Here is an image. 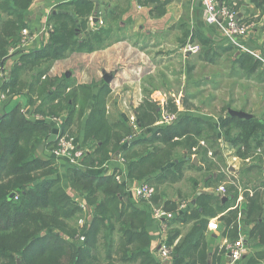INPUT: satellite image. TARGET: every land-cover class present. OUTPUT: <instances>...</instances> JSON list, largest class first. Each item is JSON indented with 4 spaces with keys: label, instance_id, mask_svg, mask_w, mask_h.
Returning a JSON list of instances; mask_svg holds the SVG:
<instances>
[{
    "label": "crops",
    "instance_id": "crops-1",
    "mask_svg": "<svg viewBox=\"0 0 264 264\" xmlns=\"http://www.w3.org/2000/svg\"><path fill=\"white\" fill-rule=\"evenodd\" d=\"M71 1L78 0H33L32 6L24 11L23 15L29 29L37 32L39 37L27 50L15 48L13 57L8 56L10 58L6 61L9 62L10 69L12 68V71L9 70V77L13 70H16L17 87L24 91L19 95L13 93L8 107L4 105L1 108L0 116L18 110L29 121L43 123L49 127L48 137L36 150L39 158L46 159L48 149H55L59 138L69 135L68 132L75 126L76 119L79 126L76 134L77 144H83L88 129V118L94 109L102 106V110H106L105 123L112 130L109 149L113 145L114 134H119L116 132L121 130V126L125 129L124 132L130 131L123 136L125 138L121 143L122 149L137 141L153 138L160 128L165 127L161 124V113L173 106L177 111L179 109V121L184 117L199 118L216 125L219 130L220 124L228 116L241 120L254 117L264 120V66L251 55L227 42L217 27L205 23V11L199 0H92L94 8L89 14L87 26L90 32L99 33L98 40L91 42L93 50L87 51L88 47L77 51L69 50L63 59L50 62L51 65L46 61L33 67L31 60L41 57L40 54L47 44L48 36L44 29L52 24L51 13L60 4ZM220 2L223 7L226 3H234L235 19L251 26L249 36L245 40L247 47L262 55L264 12L258 9L252 0ZM2 8L0 4V45L6 41L5 24L12 19ZM185 32L189 34L188 38L184 36ZM82 40L84 37L78 36V41ZM188 46H199V52L188 51ZM22 57L29 61L23 59L19 63ZM78 59L79 66L71 72L64 71ZM61 75L62 78L58 79ZM73 78L77 83L72 82ZM46 85L47 92L40 95V89ZM58 85L64 86L61 96L57 94ZM74 91L79 93L76 98L71 97ZM75 100L77 112L72 122L67 125L70 108L74 106ZM148 104L153 105L161 114V119L154 126L142 125L140 122L139 117L148 110ZM84 107L82 119L79 112ZM52 108L57 109L51 111ZM232 113L243 116L238 117ZM65 125L66 132L63 130ZM218 134L217 148L221 152L219 158L225 164L226 177L232 176L240 188L243 183L251 187L249 185L255 184L256 181L249 179L246 172L254 163L250 160L245 163L239 159L234 147L224 140L220 132ZM100 136L104 138V135ZM89 141L90 145L98 143L95 136H90ZM133 144L129 151L128 147L125 148L124 155H133L130 162H138L142 157L138 154L145 151L146 146ZM199 146L207 147V144L202 140ZM164 147L166 146L160 142L153 145L147 143L148 152ZM122 149L113 154V158L106 165L91 168L88 173L106 177L117 174L120 177L118 182L123 184L125 189L127 186H139L143 183L138 182L148 180L154 189L153 204L156 207L163 205L164 209L174 207V204L176 206L179 200L197 204L200 198V205L204 203L201 196L217 197V190L222 185H214L219 172L206 173L201 164V156L190 153L186 146L174 147L171 163L143 179L129 178L128 163L123 157ZM66 159L59 165V177L68 195L74 196L76 192L72 190L67 179V170L74 166L73 162L69 163ZM79 168L82 166L79 165ZM262 175L264 179V166ZM57 178L58 176L53 177ZM207 183L212 185L207 186ZM241 196L237 202H233V196L225 197L226 201L222 200V196L217 197L221 205L216 204V201H211L205 209L197 205L198 208L188 213L190 215L181 218V222L175 227L181 234L174 245L181 242L196 226L202 228L201 235L195 236V239L199 236L201 238L198 254L194 253L195 256L189 263L197 259L201 249H205L209 255L208 264H213L212 257L215 254L214 264H228V256H224L225 242H229L233 228H227L225 221L237 203L238 209L242 207ZM220 207L227 210L221 211ZM137 208L143 210L142 205ZM174 212L169 211L171 220L180 215L177 212L175 215ZM239 219V236L245 237L241 230L242 217ZM161 228L148 216L147 231L151 236L153 249L159 250L161 245L167 246L171 228L168 227L166 231ZM246 245L248 252L240 264H248V258L253 260V264H256L254 261L257 259L261 260L259 264H264V247ZM191 250L196 251L193 247ZM155 259L162 264L172 263L171 258L159 260V252L155 254Z\"/></svg>",
    "mask_w": 264,
    "mask_h": 264
},
{
    "label": "trees",
    "instance_id": "trees-1",
    "mask_svg": "<svg viewBox=\"0 0 264 264\" xmlns=\"http://www.w3.org/2000/svg\"><path fill=\"white\" fill-rule=\"evenodd\" d=\"M252 2L264 12V0H252ZM0 4L12 18L5 24L6 41L0 45V53L4 55V50L8 47L18 46L22 30L29 28L23 12L32 6L33 0H0ZM93 5L92 0L60 4L51 13L54 31L50 33L47 44L40 54L41 57H34L30 64L36 67L42 62L59 61L63 59L66 51L83 50L89 46V43L94 42V39L98 40L99 33L90 32V41L85 39L78 41L82 27L87 29ZM224 8L233 13L236 11L234 3H226ZM184 36L188 38L189 34L185 32ZM78 45L79 48H76ZM91 50L93 49L90 47L87 51ZM262 56L264 57V52ZM13 71L0 91H6L9 87L11 93L23 94L17 87L16 70ZM47 89V85L42 87L39 94L43 95ZM61 89H64V86L58 85L57 94L59 96L63 94ZM76 94L79 93L72 92L71 97L76 98ZM76 105L77 100L70 108L67 125L72 122L77 112ZM102 109L101 107L94 109L88 118L85 141L79 145L82 149H86L88 154L81 162L82 168L72 167L67 170L71 188L80 198H85L92 208V221L84 232V243L79 246L67 241L64 235L74 236L77 233L70 224L74 223L78 215L82 213L80 202L78 204L74 197H70L63 187L56 161L52 158L42 159L36 155L37 148L48 137L49 127L43 123L29 121L18 110L0 116V264H162L155 259V254L159 250L151 248L152 241L147 231L148 216L153 220L151 210L156 208L153 204L154 189L149 185V181L138 182L147 184L153 189L150 202L139 201L143 205L146 204L143 211L137 208L141 204L135 203L134 201L137 200H133L124 185L116 180L117 174L106 177L88 173L91 168L106 165L113 158L112 155L122 149L121 143L125 138L114 134L113 145L110 149L108 148L112 130L105 123V111ZM170 109L172 113L177 112L174 106ZM84 110L85 107L80 110V118L84 116ZM148 110L139 117L140 122L142 125L154 126L161 114L153 105L148 104ZM66 128L65 125L64 132ZM219 132L224 140L234 147L239 159L245 163L248 160L254 163L246 175L249 179L256 181L254 186H243L246 200L240 209L237 208L230 212L225 225L227 228L234 225L231 237H237L239 225L237 220L238 215L241 214V221L247 228L243 231L248 239L246 243L255 248H263L264 192L262 193L261 189H264L262 178L264 152L259 153V151L264 149V122L256 117L241 120L228 116L220 124V130L210 122L192 117H184L177 123L160 128L150 140L135 142L136 145L146 146V150L138 154L142 155L138 162H130L133 155H128V153L124 155L125 148L128 147L127 151H129L133 143L122 149L123 157L128 163V176L130 179H143L157 173L171 163L174 147L186 146L190 153L201 156V164L206 173L219 172L214 185L232 183L226 188L227 197L231 196L230 192H233V202H237L240 196L239 188H236L237 181L226 177L225 164L219 158L221 155L217 148ZM129 133L130 131L127 132ZM100 135H104V138ZM90 136H95L98 143L90 145ZM202 140L207 143V147L199 146ZM157 142L163 143L166 147L148 152L147 143L153 145ZM210 149L214 150L216 158L208 157ZM55 176L58 178L53 179ZM259 180L262 182L259 183ZM211 185L207 183V186ZM249 192L253 195L250 196ZM201 199L204 203L199 205V198L197 204L189 203L187 211L178 212L181 204L177 203L174 207L165 206V211H175L180 214L165 222L171 228L167 241V247L172 250L171 264H208L209 262V255L205 249L199 251L196 260H192V263L188 262L195 256L194 253L198 254L197 249L201 244V238L199 236L195 239V236L201 235L202 228L199 226H196L181 242L174 245L181 234L175 227L181 222L182 217L190 215L188 213L198 208L197 205L205 209L211 201L220 204V199L217 197L206 195L201 196ZM220 208L221 211L226 209ZM202 226L205 227L204 224ZM192 247L196 251H192ZM19 257L21 258L20 263H18ZM212 258L214 264L216 254Z\"/></svg>",
    "mask_w": 264,
    "mask_h": 264
},
{
    "label": "built area",
    "instance_id": "built-area-1",
    "mask_svg": "<svg viewBox=\"0 0 264 264\" xmlns=\"http://www.w3.org/2000/svg\"><path fill=\"white\" fill-rule=\"evenodd\" d=\"M205 11V23L208 26L217 27L223 38L231 45L236 46L239 50L246 54L251 55L254 59L259 61L264 66V57L255 50H250L246 45V38L249 36L248 33L251 31V26L246 25L235 19V13L223 6L220 7V0H199ZM45 33L49 34L52 32L51 26L44 29ZM37 32H32L29 28L23 29L21 33V41L16 49L25 50L30 46L37 38ZM15 49V48H14ZM198 46H188L187 50L193 53L199 51ZM6 80V71L4 67L0 68V83H4ZM177 114H168V112L162 113L161 124L172 125L177 120ZM56 120V119H54ZM130 141V139H128ZM54 155L58 158H66L69 155H75L77 160H83V157L87 155V151H83L81 148H77L75 141L72 138H59L58 148L54 151ZM78 163V162H77ZM117 181L120 177L116 178ZM127 192L133 194L136 198L150 201L153 197V189L147 184H140L139 186H127ZM217 193L220 196L226 194V186L222 185L218 188ZM189 203H182L179 207V211H187ZM152 217L156 222L165 224L171 218V214L163 209H154ZM241 218V214L239 215ZM83 221L81 220L80 223ZM227 249V256L229 259L228 264H237L240 262L248 252V248L245 242L244 236H241L238 241L225 242ZM159 260L165 261L171 258L172 250L165 245H161L159 248Z\"/></svg>",
    "mask_w": 264,
    "mask_h": 264
},
{
    "label": "rangeland",
    "instance_id": "rangeland-1",
    "mask_svg": "<svg viewBox=\"0 0 264 264\" xmlns=\"http://www.w3.org/2000/svg\"><path fill=\"white\" fill-rule=\"evenodd\" d=\"M253 24L255 23V22H252ZM26 27V26H25ZM51 28H52V31H54V25H53V23L51 24ZM80 30V29H79ZM22 33V32H21ZM89 33H90V31L88 30V26H87V29L85 28V27H82V30L80 31V33H79V35L78 36H80V37H84V39L85 40H88V41H90L91 40V37H90V35H89ZM47 36H48V38L50 37L49 36V34H47V33H45ZM248 35H249V33H248ZM251 38H253V37H251ZM20 41H21V35H20ZM20 41H19V43H20ZM29 47V46H28ZM28 47L25 49V50H27L28 49ZM86 47H88V48H90L91 47V43H89V46H86ZM85 47V48H86ZM199 47V46H198ZM76 48H79V45H78V47H76ZM14 48H13V46L12 47H8L6 50H4L5 51V56L2 54V52L0 53V68L1 67H4L5 68V71H6V80L4 81V82H6L7 81V78L9 77V73H10V71L9 70H11L12 71V68L10 69V64H9V62L7 63L6 61L10 58V57H8V56H11V57H13V54H15L14 53ZM21 50V49H20ZM77 49H73V50H70V51H76ZM89 50V49H88ZM23 51V50H22ZM67 52V51H66ZM66 52H65V55H66ZM199 52V51H198ZM64 55V56H65ZM1 57L2 58H4L3 60L1 59ZM8 57V58H7ZM7 58V59H6ZM64 58V57H63ZM23 59H25L26 61H29V59H27V58H21V60H19V63H21V61L23 60ZM7 63V67H6V63ZM50 62H56V61H48V62H46V63H48V65H51L50 64ZM5 64V65H4ZM24 64V63H23ZM77 64H79V59L78 60H74L73 61V64H71L67 69H64V71L65 72H71V71H73L74 69H75V67H77V66H79V65H77ZM62 78V75H61V77H59L58 79H61ZM72 82H75V83H77L75 80H74V78H73V81ZM4 83H0V86H2ZM20 91H24L23 89H20ZM13 96V93H11V89L8 87L7 89H6V91H0V110H1V108L5 105L6 107H8V103L11 101V97ZM87 100L85 99L84 100V102H86ZM103 107V106H102ZM101 107V108H102ZM57 108H52V110L51 111H55ZM106 111V110H105ZM163 112H168V114H177L178 115V117H177V120L174 122V123H177L179 120H178V118H180L179 117V109H178V111L176 112V113H172L171 112V109L169 110V109H167V111H165V110H163ZM162 114V113H161ZM82 119H83V117H82ZM82 119H81V121H82ZM159 119H161V116H160V118ZM263 119V118H262ZM261 119V121H263L264 122V120H262ZM56 121V120H55ZM75 126L72 128V130H70V132H68L69 133V135L68 134H66L65 136V138H67V139H69V138H72V139H74V141H75V145H76V147L77 148H79V146H78V144H77V141H78V138L76 137V134H77V132H78V129H79V126H78V124H77V119L75 120ZM173 123V124H174ZM77 124V125H76ZM78 126V127H77ZM165 126H168V125H165ZM116 133H119L120 134V136H124V134H127V132H124L123 131V127L121 126V130H119V132H116ZM59 144V143H58ZM205 144H207V143H205ZM58 148V145H57V147L54 149V147H51V148H49L48 149V154L46 155V159H49V158H52V159H54L55 161H56V163H57V165L59 166V165H61V163H64V159H66L65 161H67V162H69V163H71V162H73L72 163V166H74V168H79V161L77 160V158H75V155H69V156H67L66 158H58V157H56L55 155H54V151L56 150ZM122 148V147H121ZM264 152V149L263 150H261V151H259V153H263ZM87 156V155H86ZM86 156H84L83 157V160L86 158ZM208 156L212 159V158H216V156H215V154H214V150H212V149H210V152H209V154H208ZM51 160V159H50ZM82 160V161H83ZM214 160V159H213ZM82 161H80V162H82ZM78 162V163H77ZM108 163V162H107ZM80 165H81V163H80ZM220 166H221V164H220ZM211 167H212V165H211ZM59 169H61V167H59ZM68 177V176H67ZM118 177V176H117ZM116 177V178H117ZM229 178H232V176H230ZM68 179V178H67ZM230 180V179H229ZM231 181V180H230ZM69 182V181H68ZM259 183H261L262 182V180H259L258 181ZM226 184H225V186H226V188L227 187H230V185H232V183L231 182H225ZM247 183H243V184H241V188L237 185V189L239 188V192H240V195H242L241 197H242V204H244V202H245V200H246V198H245V196H244V192H245V190H244V187L243 186H245ZM249 186H254V184H252V185H249ZM73 190V189H72ZM127 190V189H126ZM75 191V190H74ZM261 191H262V193L264 192V189H261ZM76 192V191H75ZM77 193V192H76ZM218 194V193H217ZM227 194H228V192H227V190H226V194L224 195V196H222V197H227ZM230 194H231V196L233 195V192H230ZM249 194H250V196H252L253 195V193L252 192H249ZM129 195L130 196H132V198L134 199V200H137V201H134L135 203H140L142 206H143V208H146V204L145 205H143V203H141V202H139V201H147V200H142V199H139V198H136L135 196H133V194H131V193H129ZM70 197H74V199L77 201V203L79 204V202H80V206H81V208H82V213L80 214V215H78V217H77V219L74 221V223H72V224H70L71 225V227L73 226L74 227V230H76L77 231V233L74 235V236H70V235H64V238L67 240V241H69V242H73L74 244H76L77 246H79V244H83L84 243V239H85V237H84V232H86V230L88 229V227H89V225H90V223H91V221H92V208L89 206V204L86 202V199L85 198H80L79 197V195L77 194H75L74 196H70ZM218 197V196H217ZM152 199V198H151ZM238 201V200H237ZM147 202H150V201H147ZM187 202V201H186ZM182 203H184V202H182V200H179L178 201V205L179 204H182ZM239 203L241 204V202H240V200H239ZM148 204V203H147ZM148 206L150 207V205L148 204ZM180 207V206H179ZM235 209H237V208H239V204L237 203V205L234 207ZM154 209H163V210H165L164 208H163V205L162 206H160V207H156V208H153V210ZM234 209V210H235ZM153 210H151V215H152V212H153ZM167 211V210H166ZM178 212H181V211H179L178 210ZM169 213V212H168ZM153 218V217H152ZM83 221L82 223H80V221ZM154 220V219H153ZM155 221V220H154ZM238 221H240V219H239V215H238ZM156 222V221H155ZM156 223H158V225L160 226V227H162L161 228V230L162 231H166L167 229H168V226H165V225H163V224H160V222H156ZM234 226V225H233ZM232 226V227H233ZM245 224H242L241 225V227H242V232L244 231V230H246L245 229ZM231 227V228H232ZM164 229V230H163ZM242 234H244V233H242ZM151 237V236H150ZM230 238V237H229ZM245 238V242H247L248 241V239H246V237H244ZM240 239V236H239V230H238V236L237 237H231L230 239H229V242H235V241H238ZM152 241V240H151ZM153 243V242H152ZM246 244H248L249 245V243H246ZM152 248H154L153 246H152ZM251 249V248H250ZM251 250H253V249H251ZM219 252V251H218ZM225 252H226V254L224 253V256H225V258H226V255H227V249L225 248ZM102 254H103V252H102ZM244 259V258H243ZM169 260V259H168ZM261 260H256V263L257 264H259V262H260ZM21 262V258L19 257L18 258V263H20ZM101 262H102V260H101ZM225 262H226V260H225ZM240 263H243V260H241L240 262H238L237 264H240ZM247 263L248 264H253V260L251 259L250 260V258H248L247 259ZM135 264H137V263H135Z\"/></svg>",
    "mask_w": 264,
    "mask_h": 264
},
{
    "label": "water",
    "instance_id": "water-1",
    "mask_svg": "<svg viewBox=\"0 0 264 264\" xmlns=\"http://www.w3.org/2000/svg\"><path fill=\"white\" fill-rule=\"evenodd\" d=\"M222 6H223V3L220 2V7H222ZM232 115H235V116H238V117H242V116H243V114H239V113H232ZM216 196L221 197L219 194H216ZM226 199H227V198L222 197V200H223V201H226Z\"/></svg>",
    "mask_w": 264,
    "mask_h": 264
}]
</instances>
